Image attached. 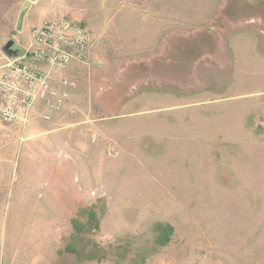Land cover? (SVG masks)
<instances>
[{
    "label": "rangeland",
    "instance_id": "rangeland-1",
    "mask_svg": "<svg viewBox=\"0 0 264 264\" xmlns=\"http://www.w3.org/2000/svg\"><path fill=\"white\" fill-rule=\"evenodd\" d=\"M58 19L92 45L0 122V264H264V0H0V72Z\"/></svg>",
    "mask_w": 264,
    "mask_h": 264
},
{
    "label": "built area",
    "instance_id": "built-area-1",
    "mask_svg": "<svg viewBox=\"0 0 264 264\" xmlns=\"http://www.w3.org/2000/svg\"><path fill=\"white\" fill-rule=\"evenodd\" d=\"M91 32L65 19L45 21L29 29V41L15 59H6L0 72V122L25 127L38 117L50 120L69 98L72 83L63 73L85 63Z\"/></svg>",
    "mask_w": 264,
    "mask_h": 264
},
{
    "label": "water",
    "instance_id": "water-1",
    "mask_svg": "<svg viewBox=\"0 0 264 264\" xmlns=\"http://www.w3.org/2000/svg\"><path fill=\"white\" fill-rule=\"evenodd\" d=\"M12 46L13 43L8 42L1 47V52L6 57V59H15L18 57L19 52L14 50Z\"/></svg>",
    "mask_w": 264,
    "mask_h": 264
},
{
    "label": "crops",
    "instance_id": "crops-1",
    "mask_svg": "<svg viewBox=\"0 0 264 264\" xmlns=\"http://www.w3.org/2000/svg\"><path fill=\"white\" fill-rule=\"evenodd\" d=\"M33 27H35V26H33ZM33 27H31V28H33ZM31 28H29V29H31ZM28 40H29V30H28Z\"/></svg>",
    "mask_w": 264,
    "mask_h": 264
}]
</instances>
